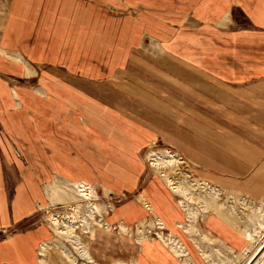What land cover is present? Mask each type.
I'll use <instances>...</instances> for the list:
<instances>
[{
	"label": "crops",
	"instance_id": "obj_1",
	"mask_svg": "<svg viewBox=\"0 0 264 264\" xmlns=\"http://www.w3.org/2000/svg\"><path fill=\"white\" fill-rule=\"evenodd\" d=\"M119 1L122 4L112 0H9L7 4L0 48L15 55L0 52V264L38 262L40 245L51 235L37 219L41 206L46 205L41 204L42 194L48 201L45 184L40 182L60 174L56 167L95 161L93 153L89 156L88 150H83L87 146L82 147V142L90 140L85 139L87 129L77 124L78 118L85 124L82 115L89 118L91 129L100 133L115 130L118 118H123L111 109L121 113L125 106L124 96L116 90L123 86L122 91L131 94L129 101L136 100L135 82L126 84L109 77L122 73L119 66L126 61L129 67L134 66V72L152 69L163 78L158 87L164 121L160 117V123H145L144 127L158 132L196 166L200 178L258 202L264 198V0ZM108 2L122 7L120 12L106 11ZM139 35L152 39L155 46L143 47L142 41L137 42ZM82 54L86 58H80ZM78 73L85 76L77 77ZM106 73L108 77L98 80ZM56 86L64 91L61 101L57 100L61 89ZM68 86L80 93L73 94ZM72 101L79 103L78 108L68 105L64 110L59 104ZM132 105H127V110ZM205 106L211 117L206 123L200 109ZM88 107H93V112ZM92 140L95 150L104 141ZM77 142L79 154L73 152ZM116 152L102 162L119 163L118 148ZM143 172L129 168L128 177H102L115 189L108 190L117 194L106 213L113 226L97 233L104 240L100 243L105 251L101 264L106 260L112 264L116 260L126 264H196L179 237H175L182 246L178 249L185 253L153 241V246L145 242L123 248L129 246L124 241L128 231L120 228L113 234L111 228L124 224L131 230L151 215L138 194L145 197L165 227L184 232L191 243L189 250L197 251L204 261L201 234L211 240V257L214 250H221L236 254L235 264L249 261L256 242L264 237V228L249 245L237 228L241 212L229 207L220 214L212 211L211 218L206 215L196 227L191 217L184 221L187 215L159 179ZM180 223L189 226L190 232ZM244 224L254 227L246 218L241 221ZM113 237L119 242L106 240Z\"/></svg>",
	"mask_w": 264,
	"mask_h": 264
},
{
	"label": "rangeland",
	"instance_id": "obj_2",
	"mask_svg": "<svg viewBox=\"0 0 264 264\" xmlns=\"http://www.w3.org/2000/svg\"><path fill=\"white\" fill-rule=\"evenodd\" d=\"M112 1L114 3L122 4V2L119 0H112ZM8 2L9 0H0V27L2 25V21L5 16V11ZM114 3L112 2H108L107 4L105 3L104 5L105 10L112 13L120 12V8L122 7ZM140 41H142L141 43L143 47L149 48V46L152 47L155 46L152 39L147 38L146 36L142 38L141 35H139L137 42ZM0 52L9 57H13L15 55L2 48H0ZM80 58L82 59L86 58V54H82ZM151 64L158 66V63H151ZM119 67L122 68V73L121 71H119L118 74H112V75L106 73L107 75H104L103 77L102 76L98 77V80L101 79L104 80L109 75V77L121 79V82H124L126 84L135 82L137 91L134 93V95L136 97V100L129 101L131 94H129L128 90L122 91L123 86H120L119 88L120 90H116L117 93L124 96L121 97V100H123L122 104L125 106L121 107V113L117 112L113 108L111 109L107 107L111 109V111H113L114 113L118 114L120 117L123 118V119L118 118L117 126L115 127V130L112 131V133H100L97 130H92L91 122L89 118L82 115L83 118L88 122V124H85V122H82V120L78 118L79 122H77V124L87 129V134L85 135V139L87 140L89 139L91 141L92 139L103 138L104 141L103 144L98 143L96 147L97 150L93 148V145L90 143V141L86 143L82 142V147L87 146V149H83V150L85 152L86 150H88L87 153H89V156H92L91 153L95 155V161L92 159L89 160L87 159L88 165L73 164L70 167H63V166L56 167L57 170L61 172L60 174L67 176L66 177L68 178L67 180L66 178L64 179V177H62L60 174L56 173L55 174L56 176L52 177L51 179L52 181L43 180L40 182V185L45 184L44 189L48 201L45 199L44 194H42L41 202L43 203L41 204H46V205L41 206V209L39 208L40 211H38L37 219L39 223L44 224L50 229L51 235L49 237L50 238L49 241H45L41 243L40 248L38 250V255H39L38 262L36 264H98V263L101 264L100 257H103L101 255L105 254V251L100 246V243L104 240L102 238H98L97 233L99 231H102L103 229L108 230L111 226H113L108 220L110 219V215L107 216L106 213L110 211L111 209L110 205L115 204L114 201L116 200V194H117L109 191V190L115 191V189H112L109 183H107L102 177H109V179H111V177H128L129 168H134L135 170L137 169L140 170L141 172L144 171L143 173L146 172L153 173L157 177V179H159V181L162 183L163 187L168 192V194L173 197L172 199L174 200L176 199L175 202H177L180 205L179 207L182 208V211H184L185 214L187 215V216L185 215L186 219L184 217V221H186L188 218L191 217L190 222L196 227H197V222L201 221V219H203V217H205L206 215H210L211 218L212 211H217V213L220 214V211L226 207L227 208L229 207L228 209L231 208L237 212L240 211L241 215L239 213L238 215L240 216H237L239 221L237 228L243 232L247 240V243H249V245L252 244L256 239V235H259L262 229L264 228V198L258 202L251 199L248 196L244 197L232 193L231 191L223 187H220L218 185H215L214 183H211L206 179L200 178L196 166L192 165L191 162L187 160V158L185 159V157L174 147L170 146L165 141H163L160 138L158 132L153 133L152 131H149L146 127L143 126L145 125V123L149 124L150 122L160 123L161 118H162V122L164 121V116L160 112L161 97L159 94L160 89L158 86L163 83V78L161 79L160 72L155 73L154 71H152V69H150V71H145L146 74H144L145 73L144 71H139V70H136L134 72L133 71L134 66L133 68L129 67L127 61L125 62V64H123V66H119ZM97 73H99V71H97ZM79 76H85V75L78 73L77 77ZM87 76H90L91 78L95 77L93 75H87ZM55 77L57 79H61L56 75ZM59 83L62 84L61 82ZM129 85H125V86L132 88V86ZM68 87L72 89L71 92L73 94L80 93V91L75 89L74 87L72 86H68ZM55 88L56 90H59L62 87L56 86ZM113 88L115 90L116 87L114 86ZM105 90L110 91L111 87L105 86ZM63 94L64 91L61 89L57 96L58 101H61L63 99ZM93 100L99 103L95 99ZM166 102H168V104H172L170 100ZM201 103H203V101H200V104ZM59 104L63 106L64 110H67L68 105H70L72 109H76L79 106L78 102H73V101L70 103H59ZM127 105H132L129 108V110H127L128 109ZM200 109L205 112V115H203L204 117L201 118V120L205 121V123L207 122L208 119L211 120V117L207 116L210 112H207L206 106L203 108L201 107ZM88 110L89 112H93V107H88ZM61 120L63 119L61 118ZM166 120L168 119L166 118ZM79 133L80 131L77 133L76 138H79ZM206 133L207 130H205L204 134ZM82 134L83 132L81 133L80 136L84 139V136ZM78 143L79 142H77V148L76 149L73 148V152L76 153L77 151L79 154ZM113 147L119 149L120 162L113 165L103 163L102 160L109 161L106 157L110 158L112 154L116 155L117 153L116 149H113ZM17 150L18 149H14L15 153H17ZM168 152L171 153V155L174 156L176 159H179L182 162L183 167L187 166L188 168H190L192 176L196 177L198 180L207 181L211 185L213 184V186H217L223 189L224 192H220L219 195H216L217 194L215 193L216 191L212 189L211 190L209 189L210 191L206 190L204 192L201 191L199 192L198 190L195 189V187L192 186V183L189 184L190 180H188V177L181 174V171L177 170L175 167H172L168 170L169 172L167 176L169 177L160 176V171L151 165L150 159L159 158L158 161L160 163L163 162L162 160L166 162V160L169 159L166 158L168 156L167 154ZM102 154L103 157L99 158ZM95 162H98L99 165H95ZM40 169L42 170V167H40ZM176 172L179 173L178 176L180 175L181 178L178 177L177 180L174 181L172 180V182H176L177 183L175 184L176 186L180 184L179 187L181 186V188L183 189L179 188L178 190H174L170 186L168 182L169 180H167L171 176H174ZM171 178L174 179V177ZM80 182L81 183L83 182L84 184H86V188H89L90 193L92 195V202L95 203V205L98 207L100 211L102 223L100 221L101 219H99L100 217L98 218L97 216L96 218V215L92 212V209L90 208V200L86 199L84 196L81 195ZM115 186L118 187L119 185L116 184ZM185 189H186L185 193L187 195L183 192V190ZM179 190L181 192H179ZM189 196H191L192 198ZM225 197H228L229 199L228 198L225 199ZM137 198L139 202L147 210L145 204L143 203V200H145L147 203L149 202L145 199V197L142 194H138ZM54 214L56 215L55 217L57 216L60 217L62 215L60 218L63 222H65L63 224L64 225L68 224L67 228H70L69 230H67V232L61 230V228L56 229L50 218V215H54ZM91 214L93 215V217ZM72 216H75V218L72 219L73 218ZM153 218L154 215L151 214L150 217L138 221L136 222V224L133 223L134 225L131 226L132 228L131 230L130 228L126 227L124 224H121V226H116L117 228L115 226L114 228L112 227L111 231L113 232V234H117L116 231L117 229L120 228L121 231L124 232L128 231L127 233L129 235L128 234L125 235L124 241L125 243L127 242L129 246H123V248L126 249L127 247L129 248L134 247L133 243L138 245L141 243L143 244L145 242H148L149 245L153 246L152 244L153 241L157 243L159 242L161 245H163V247L170 246V248L176 253H182L184 251L178 249L182 247L181 243L178 242V240L175 238V237L177 238L179 237L182 240V243L185 246V248H187L186 254H188L189 258L191 256V258H193L196 264H211L212 260L215 261V264L236 263V254L234 256L233 254L222 252L221 250L220 251L214 250V253L211 257V240H209L207 237L201 234L200 235L201 240L204 241L205 243V247L201 246V250L209 254V256H207L206 253L202 252V255L205 257V261H204V259L200 256V254L197 251L194 254L192 250H189L188 247L191 246V243L190 241L187 240V236L184 235V232H182L180 228L173 229L172 227L167 225L165 227L164 225L165 223L161 221L163 223L161 229L162 234L158 235L153 228L152 231L151 224L154 220ZM245 218L247 219V222L248 224H250V226L251 225L254 226L253 229L249 227L247 228L245 224L244 226L241 225V221H243ZM159 220L161 219L159 218ZM259 222L262 223V226L258 228L256 226ZM108 223H110V225ZM180 225L185 229V231L190 232L189 226L183 225L181 223ZM195 233L199 234V231H196ZM250 234H252L251 236L254 239L252 241H248V237ZM113 238L115 239L106 238V240L110 242L111 241L119 242V240H117L118 238L116 237ZM197 238L198 240H200L199 235H197ZM98 243L99 246H97ZM164 243H168V244H164ZM256 243L258 245L256 246L255 249L256 251L254 250L255 253L264 243V237L263 238L260 237ZM154 248L155 251L158 252L159 245L156 244ZM254 252L252 253L253 256L255 254ZM207 259L208 262H206ZM126 263L127 262H123L119 260L115 261V264H126ZM102 264H112V262L111 260H106ZM129 264H135V263L132 261ZM187 264H192V263H187Z\"/></svg>",
	"mask_w": 264,
	"mask_h": 264
},
{
	"label": "bare ground",
	"instance_id": "obj_3",
	"mask_svg": "<svg viewBox=\"0 0 264 264\" xmlns=\"http://www.w3.org/2000/svg\"><path fill=\"white\" fill-rule=\"evenodd\" d=\"M168 154V156L166 157V158H169L168 160H166V162L164 161V160H162L163 162L162 163H160L158 160H159V158L157 159V158H153V159H150V162H151V165L153 166V167H155L156 169H158L159 171H160V176H163V177H169V176H167L168 175V170L170 169V168H172V167H175L177 170H179V171H181V174H183L184 176H186V177H188V180H190L189 181V184L190 183H192V186L193 187H195V189L196 190H198L199 192L201 191V192H204V191H206V190H208V191H210L211 189L212 190H214V191H216L215 193H217L216 195H219L220 194V192H224L223 191V189H221V188H219V187H217V186H213V184L211 185L209 182H207V181H202V180H198L196 177H194V176H192V174H191V171H190V168H188L187 166L186 167H183L182 166V162L179 160V159H176L174 156H172L171 155V153H167ZM153 156V155H152ZM157 156V155H156ZM154 157V156H153ZM158 157V156H157ZM150 158V157H149ZM152 158V157H151ZM158 171V172H159ZM178 174L179 173H175V175L174 176H171V177H174V179H172L171 177L170 178H168L167 180H169L168 182H169V184H170V186L174 189V190H178L179 188H181V186L179 187V185H175V184H177L176 182H172V180L174 181V180H177V178L178 177H180L181 178V176L179 175L178 176ZM173 175V174H172ZM183 176V177H184ZM182 177V178H183ZM179 178V179H180ZM166 180V181H167ZM180 181V180H179ZM185 181V180H184ZM184 185V184H183ZM185 186V185H184ZM187 187V186H186ZM80 188H81V190H80V192H81V195L82 196H84L86 199H88V200H90V208L92 209V212L96 215V218H97V216H98V218L99 219H101V214H100V211H99V209H98V207L95 205V203H93L92 202V195H91V193H90V190H89V188H86V184H84L83 182L81 183L80 182ZM171 188V189H172ZM189 188V187H188ZM216 188V189H215ZM218 188V189H217ZM181 189H183V188H181ZM190 189V188H189ZM210 189V190H209ZM173 191V190H172ZM174 192V191H173ZM179 192H181L180 190H179ZM183 192L185 193L186 192V189L185 190H183ZM194 192V191H193ZM176 193V192H175ZM198 193V192H197ZM212 193V192H211ZM182 194V193H181ZM186 194V193H185ZM187 195V194H186ZM203 195V194H202ZM206 195V194H205ZM189 197H191V196H189ZM199 197V196H198ZM192 198V197H191ZM216 198V197H215ZM228 197H225V199H227ZM188 199V198H187ZM229 199V198H228ZM230 199H232V198H230ZM179 201V200H178ZM183 201V200H182ZM235 201V200H234ZM86 202V201H85ZM229 202H230V200H229ZM143 203L145 204V206H146V208H147V211L149 212V213H151L152 215H154V220H153V222H152V224H151V230H152V228L156 231V233L158 234V235H161L162 234V232H161V229H162V226H163V223L159 220V218L154 214V212H153V210H152V208H151V206L149 205V203H147L145 200H143ZM186 203V202H185ZM183 204V203H182ZM185 205V204H184ZM254 205V204H253ZM184 207H186V206H184ZM240 207V206H239ZM90 209V210H91ZM253 209V208H252ZM76 210V209H75ZM77 211V210H76ZM79 211V210H78ZM89 214V213H88ZM72 215V214H71ZM70 215V216H71ZM76 215V214H75ZM81 215V214H80ZM92 215V214H91ZM256 215V214H255ZM56 215L54 214V215H50V218H51V221H52V223L54 224V226L56 227V229H59V228H61V230H63V231H65V232H67V230H69L70 228H67L68 226V224L66 225H64L63 223H65V222H63L62 220H61V216L59 217V216H57V217H55ZM73 218L72 219H74L75 218V216H72ZM80 217V216H79ZM92 217H93V215H92ZM263 217V216H262ZM66 219H67V217H66ZM65 219V220H66ZM71 219V220H72ZM94 219V218H93ZM64 220V219H63ZM74 221H76V220H74ZM101 221V223H102V219L100 220ZM99 222V221H98ZM70 223V222H69ZM262 226V223L261 222H259L258 224H257V226L256 227H261ZM72 227V226H71ZM148 228V227H147ZM257 230V229H256ZM72 231V230H71ZM153 231V230H152ZM257 234V233H256ZM252 234H250L249 235V237H248V241H252V240H254L253 239V237L251 236ZM259 247V246H258ZM256 251V250H255ZM255 253V252H254ZM40 254V253H39ZM255 255V254H254ZM252 256L253 255H251V257L249 258V261H250V259H252ZM248 261V262H249ZM247 262V263H248ZM246 263V264H247ZM250 264H264V246H262V248H261V250L259 251V254L257 255V256H255V258H253L252 259V262L250 263Z\"/></svg>",
	"mask_w": 264,
	"mask_h": 264
},
{
	"label": "water",
	"instance_id": "obj_4",
	"mask_svg": "<svg viewBox=\"0 0 264 264\" xmlns=\"http://www.w3.org/2000/svg\"><path fill=\"white\" fill-rule=\"evenodd\" d=\"M262 246H264V243L260 246V248L258 249V251L255 253V255L252 257L255 258V256H257L259 254V251L261 250ZM252 259H250V261L247 264H250L252 262Z\"/></svg>",
	"mask_w": 264,
	"mask_h": 264
}]
</instances>
